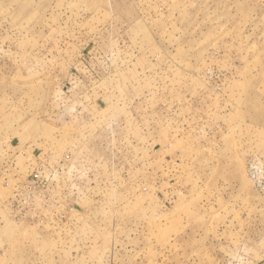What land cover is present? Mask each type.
<instances>
[{
  "label": "rangeland",
  "instance_id": "1",
  "mask_svg": "<svg viewBox=\"0 0 264 264\" xmlns=\"http://www.w3.org/2000/svg\"><path fill=\"white\" fill-rule=\"evenodd\" d=\"M0 264H264V0H0Z\"/></svg>",
  "mask_w": 264,
  "mask_h": 264
}]
</instances>
